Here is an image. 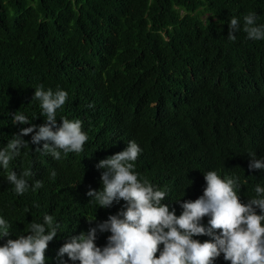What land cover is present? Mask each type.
<instances>
[{"label":"trees","instance_id":"obj_1","mask_svg":"<svg viewBox=\"0 0 264 264\" xmlns=\"http://www.w3.org/2000/svg\"><path fill=\"white\" fill-rule=\"evenodd\" d=\"M260 5V0H0V147L28 126L13 125L9 113L37 115L35 125L44 122L38 102L31 100L38 85L68 92L57 123L60 116L79 118L89 137L83 152L62 154L59 161L35 152L43 141L34 145L31 134L23 137L29 147L7 171L31 168L29 183L41 180L43 187L18 196L0 169V215L13 225L8 238L52 215L61 232L45 256L46 264H56V252L70 236L123 205L121 200L95 209L86 192L100 187L102 169L95 164L129 140L143 150L136 172L167 191L162 203L177 215L182 209L176 199L202 195L208 170L238 177L242 203L254 196V187L264 186V171L249 170L247 153L264 157V41L250 40L242 30L233 33L235 41L227 36L233 16L242 24L255 11L263 24ZM94 215L89 224L86 218ZM108 235L98 233L95 243L103 246ZM215 264L230 262L221 255Z\"/></svg>","mask_w":264,"mask_h":264},{"label":"clouds","instance_id":"obj_2","mask_svg":"<svg viewBox=\"0 0 264 264\" xmlns=\"http://www.w3.org/2000/svg\"><path fill=\"white\" fill-rule=\"evenodd\" d=\"M256 9L264 20V0ZM245 12V11H244ZM210 15V14H209ZM207 20V18H206ZM241 19L233 16L228 21L227 38L235 41L243 31L250 40L264 41V22L258 24V15L249 12ZM208 23V20H207ZM68 99V92L57 88H34L31 100L38 102L43 123L35 125L24 112L9 113L13 125H28L14 133L6 145L0 147V169L6 170L7 183L16 195L25 194L29 188L36 192L43 187L41 180L29 183L34 176L31 168L19 174L7 171L10 162L29 147L24 136L31 134V143L40 145L35 152L61 160L69 153H81L89 137L83 131V121L60 116ZM89 108L94 105L89 104ZM142 148L134 140L113 155L99 160L95 167L101 170L99 189L88 188V202L101 208L114 203H124L115 214L95 223L86 231L70 236L57 250L56 264H215L221 255L230 264H264V186L254 187L255 195L241 202L238 177H222L215 170L203 172V193L195 200L176 199L182 209L179 215L162 201L168 196L135 170V161ZM249 170L264 171V157L248 152ZM52 177L56 172L52 171ZM184 194V193H183ZM183 196V195H182ZM39 207V205H36ZM259 210V211H257ZM207 217V223L203 218ZM89 224L94 217L86 218ZM13 225L0 215V264H46L45 251L58 234L61 224L50 214L39 221H31L27 231L12 235ZM219 230V231H217ZM110 233L106 243L98 246V233ZM206 235L201 242L195 236ZM7 238V239H5ZM159 252V255L156 253Z\"/></svg>","mask_w":264,"mask_h":264}]
</instances>
